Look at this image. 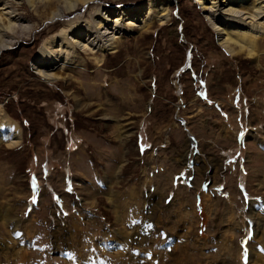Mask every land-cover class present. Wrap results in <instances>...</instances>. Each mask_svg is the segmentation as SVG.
Here are the masks:
<instances>
[{
	"label": "rangeland",
	"instance_id": "obj_1",
	"mask_svg": "<svg viewBox=\"0 0 264 264\" xmlns=\"http://www.w3.org/2000/svg\"><path fill=\"white\" fill-rule=\"evenodd\" d=\"M21 2L34 29L0 52L21 132L0 139V264H264V33L257 56L231 53L204 0H171L166 25L48 80L45 40L136 0L52 19L62 1Z\"/></svg>",
	"mask_w": 264,
	"mask_h": 264
},
{
	"label": "bare ground",
	"instance_id": "obj_2",
	"mask_svg": "<svg viewBox=\"0 0 264 264\" xmlns=\"http://www.w3.org/2000/svg\"><path fill=\"white\" fill-rule=\"evenodd\" d=\"M60 1L62 2L52 12L51 19L61 18L97 0ZM20 3L21 0H0V35L5 37L0 38V52L14 46L24 37L23 34H31L34 29L24 21V16H21L22 13L16 7ZM170 5L171 0H136L133 7L100 3L93 13V23L83 22L84 20L70 21L66 28L43 42L34 62L35 73L48 80H57L62 76L56 69L62 70L76 62H84L80 55L82 51L105 54L110 50L112 53H120L121 50L116 49L118 38L135 29L147 27L145 32H148L156 21L162 26L166 25ZM204 8L206 18L227 51L234 54L245 52L252 57L256 55L255 43L258 42L259 35L264 33V0H204ZM4 19L9 21L6 23ZM143 37L146 38V34ZM139 48H135V51H139ZM96 61L99 66L103 64L101 57H96ZM124 66L132 67L131 64ZM0 115V127L12 134L9 137V132L0 133V139L10 145H17L21 139L20 128L4 112L0 111Z\"/></svg>",
	"mask_w": 264,
	"mask_h": 264
}]
</instances>
